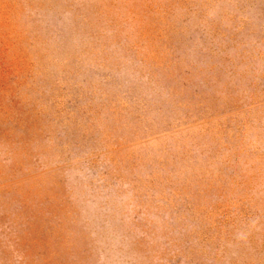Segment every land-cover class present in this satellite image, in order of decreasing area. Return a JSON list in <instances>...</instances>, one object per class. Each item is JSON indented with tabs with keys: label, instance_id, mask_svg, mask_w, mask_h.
Listing matches in <instances>:
<instances>
[{
	"label": "rangeland",
	"instance_id": "1",
	"mask_svg": "<svg viewBox=\"0 0 264 264\" xmlns=\"http://www.w3.org/2000/svg\"><path fill=\"white\" fill-rule=\"evenodd\" d=\"M0 264H264V0H0Z\"/></svg>",
	"mask_w": 264,
	"mask_h": 264
}]
</instances>
